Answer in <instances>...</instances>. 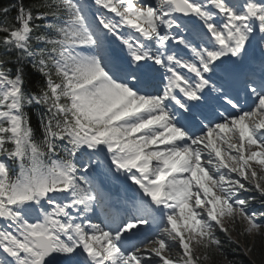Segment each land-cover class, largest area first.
I'll return each instance as SVG.
<instances>
[{"label": "snow or ice", "instance_id": "6c2138e0", "mask_svg": "<svg viewBox=\"0 0 264 264\" xmlns=\"http://www.w3.org/2000/svg\"><path fill=\"white\" fill-rule=\"evenodd\" d=\"M252 192L264 0L0 8V264H204Z\"/></svg>", "mask_w": 264, "mask_h": 264}, {"label": "rangeland", "instance_id": "374dc122", "mask_svg": "<svg viewBox=\"0 0 264 264\" xmlns=\"http://www.w3.org/2000/svg\"><path fill=\"white\" fill-rule=\"evenodd\" d=\"M254 167L259 170L258 165H254ZM243 195L251 198L253 196L256 197L255 200L251 201V207L255 210H261L264 209V201H262L258 195V193L252 192V193H244ZM224 225L226 228L229 229V234L224 233L223 231H217L224 234V236H227L232 241L236 242L240 247L245 250V252L256 261H260L261 257H264V237L260 235H254L251 237H248L246 235H242L241 232L243 231L245 225L240 223H232L229 220L224 221ZM216 232V233H217ZM251 249V250H249ZM204 264H231L230 262L226 261L225 259H221L219 255H215L214 259H210L208 261H205Z\"/></svg>", "mask_w": 264, "mask_h": 264}, {"label": "trees", "instance_id": "16d2710c", "mask_svg": "<svg viewBox=\"0 0 264 264\" xmlns=\"http://www.w3.org/2000/svg\"><path fill=\"white\" fill-rule=\"evenodd\" d=\"M40 0H25V4H33L39 3ZM16 3V0H0V8L8 7ZM12 16L15 13H11ZM31 111V110H30ZM33 126L36 127V119L33 116ZM39 134V133H38ZM216 235L221 239L223 242V256L217 253L221 259H225L226 261L230 262L231 264H264V257H261L260 261H256L255 259L251 258L245 250H243L240 245L236 242L232 241L228 237L224 236L223 233L217 232Z\"/></svg>", "mask_w": 264, "mask_h": 264}, {"label": "bare ground", "instance_id": "6f19581e", "mask_svg": "<svg viewBox=\"0 0 264 264\" xmlns=\"http://www.w3.org/2000/svg\"><path fill=\"white\" fill-rule=\"evenodd\" d=\"M260 55H261V54H260V52H259V55H258L259 57H256V58H255V60H256L257 63L259 62Z\"/></svg>", "mask_w": 264, "mask_h": 264}]
</instances>
